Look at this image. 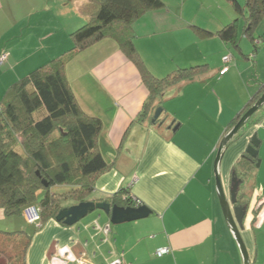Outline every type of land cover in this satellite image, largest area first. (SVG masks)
I'll list each match as a JSON object with an SVG mask.
<instances>
[{"label":"crops","instance_id":"0c3cea01","mask_svg":"<svg viewBox=\"0 0 264 264\" xmlns=\"http://www.w3.org/2000/svg\"><path fill=\"white\" fill-rule=\"evenodd\" d=\"M163 2L133 26L148 69L162 77L179 67L206 63L208 68L158 97L157 123L153 114L137 120L149 90L114 39L97 42L66 66L82 109L103 121L102 151L114 160L97 178L90 199L126 188L152 213L122 224H113L102 209L72 226L49 219L32 238L27 264H79L82 254L90 264H244L220 204L214 162L232 120L264 83V50L239 43L248 37L241 26L246 20L233 0ZM85 6L86 0H0V58L7 53L0 61V99L18 79L72 48L71 33L88 21ZM236 20L238 43H227L218 32ZM226 55L232 61L221 74ZM260 109L259 119L227 144L220 165L229 195L234 167L257 134L260 163L245 176L247 195L240 199L250 206L240 232L252 264H264V214L258 210L264 201V105ZM0 223H8L1 209ZM165 246L171 251L157 256Z\"/></svg>","mask_w":264,"mask_h":264},{"label":"trees","instance_id":"16d2710c","mask_svg":"<svg viewBox=\"0 0 264 264\" xmlns=\"http://www.w3.org/2000/svg\"><path fill=\"white\" fill-rule=\"evenodd\" d=\"M233 2L238 11H244L245 34L254 43L253 32L264 16V0H244V6L238 0ZM164 5L163 0H86L83 13L88 21L71 33L72 48L18 79L0 99V209L8 222L0 225L5 226L0 228V257L6 259L5 264H27V251L39 224L56 220L67 207L91 200L97 178L113 166L114 160H108L101 147L103 121L82 109L67 78L66 66L74 56L105 38L118 43L138 67L149 90L138 121L152 117L161 104L158 97L167 88L208 68L206 63L179 67L162 77L148 69L136 47L133 26L146 13ZM198 31L211 34L201 28ZM218 34L225 42L237 44L238 21L227 24ZM263 93L261 83L232 120V127ZM259 110L245 126L259 119ZM258 159L245 153L234 173L240 178L251 176ZM64 185L70 188L57 191ZM92 201L110 206L141 204L126 188ZM29 206L38 210L39 223L27 220Z\"/></svg>","mask_w":264,"mask_h":264},{"label":"water","instance_id":"95a60500","mask_svg":"<svg viewBox=\"0 0 264 264\" xmlns=\"http://www.w3.org/2000/svg\"><path fill=\"white\" fill-rule=\"evenodd\" d=\"M263 105L264 93L242 115L237 124L234 125L223 137L219 144L214 162V173L216 177V187L220 199V204L224 213L225 220L227 221L231 232L237 239L241 248L244 264H252L250 255L240 232V226H243L244 218L250 207L249 203L244 202V200H240L241 197L247 195V188L246 184H244V180L233 173L230 185V193L229 195H227L221 178L220 165L222 162L223 152L227 144L245 126V124L253 116V114L258 111ZM161 113L162 108H157L152 121L155 122L160 117ZM259 144L260 140L258 136L257 134H254L246 152L252 157H257ZM259 163L260 162L258 161L256 165L258 166ZM96 209H102L109 213L111 215V222L113 224H122L145 219L152 213L151 209L146 205L121 206L118 204H114L110 206L105 204H96L94 201L89 200L63 209L56 217V220L63 221L64 224L72 226L79 222L81 219L85 218L88 213L95 211Z\"/></svg>","mask_w":264,"mask_h":264},{"label":"rangeland","instance_id":"374dc122","mask_svg":"<svg viewBox=\"0 0 264 264\" xmlns=\"http://www.w3.org/2000/svg\"><path fill=\"white\" fill-rule=\"evenodd\" d=\"M244 1V0H243ZM243 20H244V17H241ZM245 22V21H244ZM244 23H242V28L244 27ZM253 35H254V37H255V42L257 43V45H258V47H259V52L261 51L262 52V50H264V16L262 17V19H261V21L259 22V24H258V26H257V28L254 30V32H253ZM72 40V39H71ZM240 42L239 43H241V45L243 46V45H245V46H248L249 47V49L252 51L255 47H254V44H253V41L249 38V37H246V36H241V38H240V40H239ZM73 43V42H72ZM73 45V44H72ZM234 50V55L237 57H239V56H241V54L237 51V50H235V49H233ZM264 62V61H263ZM264 69V68H263ZM214 180H215V183H216V177L214 178ZM70 187L69 186H67V185H64V186H58L56 189H57V191H62V192H64L65 190H68ZM15 218H17V217H15ZM83 219H85V218H83ZM83 219H81L80 221H82ZM8 220H10V219H8ZM0 225H3V224H1L0 223ZM17 225H19V223L17 224ZM3 227H5V226H0V228L1 229H5V228H3ZM16 227H18V226H16ZM6 263V259L4 258V257H0V264H5ZM78 263L79 264H90L88 261H86V259H85V255H81V257L78 259Z\"/></svg>","mask_w":264,"mask_h":264},{"label":"built area","instance_id":"2783aa9c","mask_svg":"<svg viewBox=\"0 0 264 264\" xmlns=\"http://www.w3.org/2000/svg\"><path fill=\"white\" fill-rule=\"evenodd\" d=\"M6 57H7V53H3V55L0 58V61L3 62ZM223 59L227 63V62H229L231 60V57L230 56H225ZM227 70H228V66H225V67H223L221 72L225 73ZM25 215H26L27 220L29 222H31V223L40 221V214H39V212H38V210L36 209L35 206H29L25 210ZM107 228L109 229V227H107ZM169 252H170V248L169 247H162V248H159L157 250L156 254L158 256H163L164 254H167Z\"/></svg>","mask_w":264,"mask_h":264},{"label":"clouds","instance_id":"9594fccd","mask_svg":"<svg viewBox=\"0 0 264 264\" xmlns=\"http://www.w3.org/2000/svg\"><path fill=\"white\" fill-rule=\"evenodd\" d=\"M226 56H230V57H231V60H230L229 62L226 63V62L224 61V62H225V66H228V68H229V65H228V64L232 61V56H231V55H226ZM224 57H225V56H224ZM223 60H224V59H223ZM222 69H223V68H222ZM222 69H221V71H222ZM220 73H221V74H224V73H222V72H220ZM157 108H161V106H159V107H157ZM157 108L155 109V111H154V113H153L152 120H153V118H154V114H155ZM161 114H162V113H161ZM159 118H160V117H159ZM159 118H158L154 123H157V121L159 120ZM239 132H240V131H239ZM239 132H238V133H239ZM238 133H237V134H238ZM237 134H236V135H237ZM246 153H247V152H246ZM256 164H257V163H256ZM233 173H234V172H233ZM234 174H235V173H234ZM235 175H236V174H235ZM237 176H238V175H237ZM238 177H239V176H238ZM239 178H240V177H239ZM241 178H242V177H241ZM242 179L244 180V178H242ZM139 202H140V201H139ZM140 205H143V204H140ZM140 205H137V206H140ZM249 209H250V207H249ZM258 210L260 211L261 215L264 214V201L261 202V204H260L259 207H258ZM248 211H249V210H248ZM165 247H169V246H165ZM161 248H162V247H161ZM169 248H170V247H169ZM158 249H159V248H158ZM158 249H157V250H158ZM170 251H171V248H170ZM156 252H157V251H156ZM155 254H156V253H155ZM167 254H168V253H167ZM156 255H157V254H156ZM164 255H166V254H164ZM164 255H163V256H164ZM157 256H158V255H157ZM159 257H162V256H159Z\"/></svg>","mask_w":264,"mask_h":264}]
</instances>
